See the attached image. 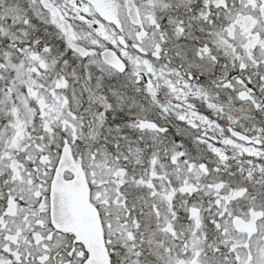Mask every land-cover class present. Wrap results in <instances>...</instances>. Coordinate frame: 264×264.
<instances>
[{
	"label": "snow or ice",
	"instance_id": "snow-or-ice-1",
	"mask_svg": "<svg viewBox=\"0 0 264 264\" xmlns=\"http://www.w3.org/2000/svg\"><path fill=\"white\" fill-rule=\"evenodd\" d=\"M0 264H264V0H0Z\"/></svg>",
	"mask_w": 264,
	"mask_h": 264
}]
</instances>
